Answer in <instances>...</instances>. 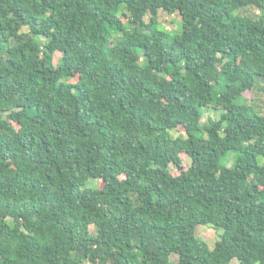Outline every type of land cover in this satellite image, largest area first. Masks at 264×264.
<instances>
[{"label":"trees","instance_id":"trees-1","mask_svg":"<svg viewBox=\"0 0 264 264\" xmlns=\"http://www.w3.org/2000/svg\"><path fill=\"white\" fill-rule=\"evenodd\" d=\"M261 84L264 0H0V264H264Z\"/></svg>","mask_w":264,"mask_h":264},{"label":"rangeland","instance_id":"rangeland-1","mask_svg":"<svg viewBox=\"0 0 264 264\" xmlns=\"http://www.w3.org/2000/svg\"><path fill=\"white\" fill-rule=\"evenodd\" d=\"M244 15L248 16H256L258 12L250 9H244L241 12ZM160 28L165 29L167 31L171 32H177L180 29L182 30V18L177 13L175 15H168L166 13L161 12L160 14ZM25 32L27 29L24 30ZM62 57V54L57 52L55 54V64H58L60 61V58ZM76 79H73L72 81L75 82ZM245 96L251 100L252 104L256 107H258L260 110H264V89L263 85H258L255 87L254 90H249L245 92ZM219 116L218 111H214L212 109L207 110V114L205 117V120H207L209 117L216 118ZM182 129H179L177 131H174L173 134L175 136L178 135V133H182ZM182 158H185V153H182ZM189 161L184 159L183 165L184 168H188ZM172 173L175 175L180 174V170L178 168L172 167ZM89 186L98 187L101 186L100 181H94L92 180ZM91 230L94 231V227H91ZM222 234L221 230L216 229L213 226H198L196 229V235L197 237L208 244V246L213 249L216 246V243L220 240V236ZM173 261H176V258H172ZM231 264H240L239 261L236 259Z\"/></svg>","mask_w":264,"mask_h":264}]
</instances>
